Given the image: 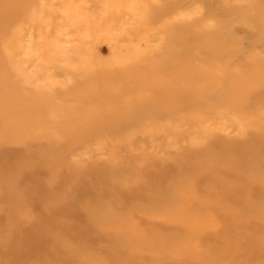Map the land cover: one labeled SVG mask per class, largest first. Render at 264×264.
<instances>
[{
  "label": "rangeland",
  "instance_id": "obj_1",
  "mask_svg": "<svg viewBox=\"0 0 264 264\" xmlns=\"http://www.w3.org/2000/svg\"><path fill=\"white\" fill-rule=\"evenodd\" d=\"M263 64L264 0H0V264H264Z\"/></svg>",
  "mask_w": 264,
  "mask_h": 264
},
{
  "label": "bare ground",
  "instance_id": "obj_2",
  "mask_svg": "<svg viewBox=\"0 0 264 264\" xmlns=\"http://www.w3.org/2000/svg\"><path fill=\"white\" fill-rule=\"evenodd\" d=\"M208 1V5H210L211 6V4H212V1H209V0H207ZM215 3V2H214ZM215 9L217 10V9H219V10H221L222 12H225V14H228V12H230V8H228V7H225V6H221L220 5V3H219V1L217 2L216 1V3H215ZM182 31V30H181ZM182 36V35H181ZM180 36V37H181ZM231 61H233V60H231ZM263 66V68H264V64L262 65ZM262 71V70H261ZM264 71V70H263ZM262 73V72H261ZM166 82V81H165ZM218 82V81H217ZM167 83V82H166ZM165 83V84H166ZM219 84H220V86L221 87H224V88H226V84L224 83V82H218ZM163 86H165V85H163ZM183 91H185V89H183ZM186 92H187V89H186ZM190 92V91H189ZM191 93H192V91H191ZM179 95V94H178ZM178 98H179V96H178ZM199 98V97H198ZM185 100V99H184ZM186 102V101H185ZM198 102H199V100H198Z\"/></svg>",
  "mask_w": 264,
  "mask_h": 264
}]
</instances>
